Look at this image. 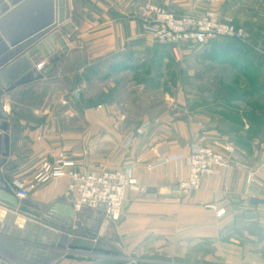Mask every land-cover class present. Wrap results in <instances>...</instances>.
<instances>
[{"label":"crops","instance_id":"crops-1","mask_svg":"<svg viewBox=\"0 0 264 264\" xmlns=\"http://www.w3.org/2000/svg\"><path fill=\"white\" fill-rule=\"evenodd\" d=\"M256 1L81 0L83 8L77 10L79 0H69L66 29L60 33L61 37L54 45V52L64 55L54 64V70L48 77L31 84V89L42 90L47 86L53 89L49 98L54 104L44 109L43 115L35 113L39 108L31 106V122L21 119L14 121L12 116L7 118L9 157L0 169L4 182L11 186L12 191L14 181L29 183L40 163L53 160L60 152L88 171H113L126 161L134 162L137 165V181L147 189L146 194L141 198H138L140 195L128 194L120 221L116 225L106 221L104 224L114 230V234L109 232L110 236L106 239L110 241L113 234L119 249H112L121 258L131 255L138 243H144L145 249L140 256L152 259H139L140 264L179 262L186 252V247H182L180 241L211 236L212 225L221 219L206 208L209 205L221 203L226 210L228 205H239L240 209H248L252 213L253 223L264 225V218L258 217L264 215V170L258 162L254 163L260 154H264V140L257 138H251L252 150L248 152L250 163L240 167L227 164L225 172L205 179L197 192L180 202L172 200V189L187 175L184 158L192 143L187 130L194 127L195 120L166 115L171 112L168 103L165 112L157 106L149 107L146 83L149 77L158 80L160 76H149L148 66L168 58L174 59L178 66H184L189 61L208 63L213 52L218 50L211 41L199 45H162L134 15L135 9L146 3L159 6L175 16L214 12L220 20H229L247 33L250 49L264 52V5L254 4ZM102 69L109 77L108 86L97 81L96 86L102 92L106 87H116L113 84L116 79L112 81L115 76L129 75L128 81L135 83L133 99L129 103L120 107L115 102L85 106L89 99L93 101V96L89 97L85 91L88 82L86 74L93 70L100 74ZM182 74L178 72L177 79H181ZM184 77L189 79L194 75L187 73ZM76 90L80 94L79 102L73 99ZM173 93L175 96H171L176 98V107L186 113L192 101L190 99L186 103L185 97L190 98L194 94L179 89ZM44 97H48L47 94ZM166 97L171 100L170 96ZM66 98L73 100L74 106H70V110L76 113L75 117L60 116V112H67L60 106V102ZM75 109L80 110V116H77ZM127 113L132 115L127 116ZM149 113L152 115L149 116ZM44 114L49 116L45 118ZM145 122L150 123V128L137 136L135 130ZM38 128L43 130L39 140ZM240 129L246 133L249 125L243 121ZM130 137L129 145H124ZM221 137L225 141L228 139ZM161 154L170 156V161L148 171L147 165ZM66 186L65 179L41 186L31 191L25 200L45 206L56 202L72 205L74 197L67 196ZM251 198L259 200V204L250 205ZM89 211L81 214L83 219L87 220L85 215ZM1 212L4 211L0 209V228L8 227L9 222L5 221ZM222 220L225 223V219ZM24 222L25 219H17L15 225L23 227ZM10 230L17 231L11 226ZM246 238L250 239L251 245L221 246L222 264H264V237L260 240L254 236ZM165 239H170L171 244L163 248ZM48 241L43 240L44 243ZM91 242L82 237L69 236L65 251L54 264H122L116 256H98L82 248ZM125 243L130 249L121 248ZM39 249L46 250L43 247Z\"/></svg>","mask_w":264,"mask_h":264},{"label":"rangeland","instance_id":"rangeland-1","mask_svg":"<svg viewBox=\"0 0 264 264\" xmlns=\"http://www.w3.org/2000/svg\"><path fill=\"white\" fill-rule=\"evenodd\" d=\"M255 3L262 6L264 5V0H258L254 2V4ZM82 8V2L79 0L77 10ZM216 40L217 41H211L213 42V46L221 43L227 44L225 39ZM247 46L250 48L249 45ZM251 51H253V49H251ZM254 51L253 54H248L246 57L245 54L242 53L238 55L236 53H234V55H223L218 51L213 52L212 59L208 63L189 61V63L186 62L184 66H178L174 59L168 58L167 60L165 59L158 62L156 65L148 66L147 72L149 76H155L157 74L160 76L157 75L159 77L158 80L149 77L146 83L148 85L146 89L149 107L153 105L157 106L158 109H164L168 103L171 112L166 113V115H171L172 117H178L180 119L185 118V120H188L189 117L193 118L195 120L194 127L187 130L188 136L192 141L189 148L194 145L211 149L222 157L226 167L228 166L227 164H235L240 167L245 164L247 165L248 162L250 163V161H248V152L252 150L251 136L254 135V138L259 139V141L264 140V135L261 134L264 132L262 128L250 130L252 135L250 134L251 136L247 137L246 135L249 133V129L246 130L245 133L239 127L243 124V116H245V113L235 114L236 110H242L248 113L249 105L252 102L264 105V52L256 49H254ZM178 72L183 73L181 79H177ZM187 73H192L194 77L189 79L184 77ZM86 76L88 82L85 91L89 97L93 96V101L89 99L90 101H88L85 106L96 105L97 103L108 105L115 102L119 104L120 107L121 104L129 103L133 99V86L135 83L133 81V83L128 81V74L126 76L121 75V77L115 76L112 81L115 79L117 80L113 82L116 87H106L105 92L100 91L101 88L96 86L97 81L107 86L109 84V77L103 69L100 74L95 73L93 70L89 71ZM255 85L260 88L258 89L259 91L244 101L231 100L224 103L213 96L219 86H225L236 93H242L246 92V90H250ZM41 89L42 90L31 89V84H29L19 87V89H17L18 91L15 89L16 91L13 90L8 95H5L2 104L5 107L7 118L12 116L14 121L21 119L31 122V106L39 108L35 113L39 112V114L42 113L43 115L42 111L48 109V107L51 108L54 104L52 99L49 98L50 92L54 90L48 88V86ZM177 89L194 94L193 97H185L186 103L187 100L191 99L190 101H192L191 107L187 111L188 113L180 111L178 107H176V98L173 97L175 96L173 92ZM45 94H47L48 97H44ZM166 96H170L171 100L167 99ZM72 105L74 106V103L71 98L62 100L60 106L65 108L67 112H60V116L67 115L68 117H75L76 113L70 110V106ZM165 110L166 109H164L163 112H165ZM76 112L77 116H80V110L78 109ZM44 115L45 118L49 116L47 114ZM124 115L126 114L124 113ZM130 115H132V113H127V116ZM134 115L138 116L139 114ZM150 115L152 114L149 113V116ZM158 115H161V113ZM256 116L259 119L260 115L256 114ZM262 118L263 117H261V119ZM37 130L39 132L37 139L39 140L43 136V130L42 128H38ZM242 132L246 135L241 134ZM221 136H224V138L228 137L227 141ZM227 155L229 160H227ZM232 160L234 161L232 162ZM257 162L264 170V154L258 156L254 163ZM189 195L178 198V201H183ZM141 197L142 195L138 196V198ZM172 200L176 201L175 197H173ZM258 217L264 218V215H259ZM253 218L254 216L248 209H240L239 205H228L225 216L220 218L221 220L219 219L221 222L219 221L212 225L213 234H211V236H201L191 240L184 239V241H180V245L186 247V252L183 257H180L179 262L175 263L222 264L220 256V248L222 245H251L250 239H247L246 236H254L257 240L264 237V225L256 222L253 223ZM222 219H225V223H222ZM109 232L113 233L114 230L111 229L110 225L105 223L103 229L100 231L99 237L92 241L90 245L86 244L82 248H85L87 251H92L93 254L95 253L98 256H116L118 262L122 264H140L141 262L139 259H152L151 257L140 256V252L145 249L144 243L142 245L138 243L134 250H132L131 255L121 258L119 254H115L112 249H119V244L117 245L114 242V233H111L112 238L110 241L106 239L107 236H110L108 235ZM170 244V239H165L163 248L168 247ZM121 248L123 250H128L130 246L125 243L121 245Z\"/></svg>","mask_w":264,"mask_h":264},{"label":"water","instance_id":"water-1","mask_svg":"<svg viewBox=\"0 0 264 264\" xmlns=\"http://www.w3.org/2000/svg\"><path fill=\"white\" fill-rule=\"evenodd\" d=\"M68 3L69 0H0V169L9 157L3 97L44 79L63 57L64 53L54 52V45L66 29ZM73 99L79 102L78 90ZM249 204L257 206L259 200L251 198ZM0 209L9 222L8 227L0 228V264H54L65 251L69 236L94 241L105 221L101 205L89 211L86 220L62 202L45 206L18 200L1 172ZM17 219H25L23 227L15 225ZM10 226L17 231H11ZM44 239L49 241L44 243Z\"/></svg>","mask_w":264,"mask_h":264},{"label":"built area","instance_id":"built-area-1","mask_svg":"<svg viewBox=\"0 0 264 264\" xmlns=\"http://www.w3.org/2000/svg\"><path fill=\"white\" fill-rule=\"evenodd\" d=\"M144 28L160 44L174 46L180 43L203 44L210 40L228 39L249 45L247 33L229 21L220 20L214 12L206 11L200 14H184L175 16L167 10L153 5L142 4L134 12ZM150 123L141 124L136 130L137 136L143 135ZM131 137L125 141L129 145ZM187 165V175L172 189L176 201L178 198L200 190L203 181L218 176L227 170L221 156L208 148L191 146L184 158ZM170 156L160 155L146 169L152 171L155 167L166 164ZM137 165L126 161L113 171H88L81 165L60 152L53 160L42 161L33 179L27 183L13 182V195L18 200L28 198L31 191L59 180L67 181L66 194L74 197L72 208L76 215L86 210H97L102 206L105 221L116 225L122 216L123 207L128 194L144 195L147 189L137 181L135 172ZM206 208L214 212L217 219L225 216L226 208L223 204H213ZM157 264H179L175 262Z\"/></svg>","mask_w":264,"mask_h":264},{"label":"trees","instance_id":"trees-1","mask_svg":"<svg viewBox=\"0 0 264 264\" xmlns=\"http://www.w3.org/2000/svg\"><path fill=\"white\" fill-rule=\"evenodd\" d=\"M210 41H217V40H210ZM227 44H216L214 45L215 48H217L218 51H220V54L223 55H234V53L238 54H245V57L248 56V54H253L255 51H251V49L241 42L235 41V40H228L225 39ZM260 89L257 85L252 87L250 90H246V92L242 93H236L233 90H229L225 86H219L217 87L216 92L214 93V97L221 100V102L227 103L231 100L235 101H244L251 96L254 95L257 91ZM243 114L245 113V116H243V120L246 121V123L249 125V133L246 135L247 137H250L252 134L250 133V130H258L259 128L264 130V105H259L254 102L250 103L249 105V112L246 113L242 110H236L235 114ZM248 114V115H246ZM256 114L260 115L259 119L257 118ZM261 117H263L261 119ZM240 127V126H239ZM251 134V135H250ZM264 135V132L261 133ZM250 138H254V135Z\"/></svg>","mask_w":264,"mask_h":264}]
</instances>
